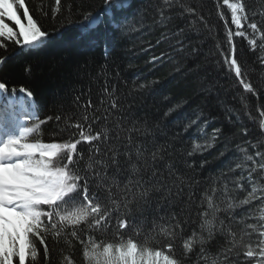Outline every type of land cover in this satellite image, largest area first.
<instances>
[{
    "label": "snow or ice",
    "instance_id": "obj_1",
    "mask_svg": "<svg viewBox=\"0 0 264 264\" xmlns=\"http://www.w3.org/2000/svg\"><path fill=\"white\" fill-rule=\"evenodd\" d=\"M60 5L61 0H55L51 13L53 21ZM176 5L183 9L181 15L186 13L196 17L208 27L205 18L197 16L196 9L183 3V0H162L160 22L171 19L165 13ZM131 7L132 0H104L102 12L82 14V21L79 22L81 36L102 45L105 56H108L113 32L121 30L128 22L125 13ZM18 8L23 10L22 16ZM37 10L43 16L48 15L42 5ZM216 14L225 22L228 50L220 51L224 57L223 64L234 74L244 93L259 98L260 93L239 62L233 38L246 40L253 52L259 49L261 55L257 59L264 64V29L254 19L259 15L264 21V0L262 10L252 11L251 14L244 0H216ZM102 25L105 30H102ZM195 25L196 20L193 19L191 26ZM109 27L112 31L106 30ZM249 29L252 34H259V44ZM182 32L183 28L176 35ZM49 36L50 33L30 13L25 0H0V48L7 50L5 42H11L21 51H33L43 47ZM179 43L183 45V41ZM216 48L221 49L219 42ZM6 59L0 56V66L5 64ZM156 59L159 57L152 58L153 61ZM212 88L213 85H207L203 90L210 92ZM11 91L15 95L17 90L12 88ZM7 92L8 86L0 81V96ZM19 93V100L9 98L7 103L0 101V264H41L60 244L68 249L67 252L60 249V264H76L71 252L75 247L74 241L82 246L84 264H192L191 254L197 248L196 264H233L230 259L233 255H242L246 264H264V186L258 187L254 176L259 172L260 180H264V106H257L259 117L252 116L250 110L246 112L251 119L258 120L262 133L255 142L246 141L255 149L254 154L237 145L244 156L236 168L247 172L251 190L243 199L236 201L229 196L227 184L222 188L213 185L205 189L197 200L198 230L185 235L184 224L188 222L190 213L183 208L180 213L165 211L158 219L153 218L152 226L147 230L143 227L145 219L142 216L139 224L131 219L136 213H143L145 207L156 199L154 193H159V199L169 205L181 196L184 187L192 186L189 180L175 174L172 162L166 164L167 173L157 166L165 159L164 146L149 152L134 139L132 133L140 132V129L133 126L127 129V143L123 145V150L113 145L105 151L101 145L107 144L112 137L105 130L94 129L99 117L88 115L91 101L87 102L79 119L72 122V117L68 116L64 127L60 128L61 132L76 131H69L66 139L45 142L41 126L53 118H39L31 90L20 87ZM240 98L245 109H249L243 94ZM110 107L119 109L120 105L112 101ZM26 118L34 121L31 126H28ZM55 119L59 122L61 117L56 116ZM193 124L197 121H191L187 127ZM116 127L121 125L117 123ZM148 132L144 129L143 134ZM220 134L221 129H214L210 141L197 143L193 151L211 147ZM115 138L119 139V134ZM121 176L123 179L118 178ZM242 179L243 176L236 181L240 190H244V185L239 182ZM193 195L191 192L188 194V204L192 203ZM255 201L261 202L258 216L237 218L234 215L237 207L252 205ZM249 219H256L259 223H247ZM234 224L242 227L237 231ZM128 228L133 229V234L123 232ZM110 229L113 230L112 240L97 239L93 235H106ZM142 232V241L135 238ZM81 233L87 237L86 240ZM253 234L258 236L255 246L251 242ZM217 236L224 238V244L212 255L208 245ZM245 237L249 239L245 240ZM177 241L182 247L179 256L175 254ZM38 245L42 246V252Z\"/></svg>",
    "mask_w": 264,
    "mask_h": 264
},
{
    "label": "trees",
    "instance_id": "obj_2",
    "mask_svg": "<svg viewBox=\"0 0 264 264\" xmlns=\"http://www.w3.org/2000/svg\"><path fill=\"white\" fill-rule=\"evenodd\" d=\"M244 2L250 14L262 10V0ZM183 3L195 8L197 16L202 15L208 27L196 17L186 13L181 15L183 9L179 5L166 11L165 15L171 19L160 22L162 0H132V7L125 13L128 22L121 30L113 32L111 52L105 56L103 46L82 37L79 26L83 13L103 11L104 0H61L55 21L51 19L55 0H25L30 13L50 36L43 47L33 51H21L14 43L5 42L7 50L0 48V56L7 57L5 64L0 66V81L8 86L4 98L20 97V87L29 89L33 93L39 118H53L41 126V136L45 142L66 139L69 131H76L70 129L61 132L60 128L64 127L68 116L72 117V122L79 119L87 102L91 101L92 107L87 109V113L99 117L94 129L105 130L112 137L107 144L101 145L105 151L113 145L123 150V145L127 143V129L133 126L140 129V132L132 133L134 139L149 152L164 146L165 159L159 161L157 166L167 173L166 164L172 162L175 174L189 180L192 186L184 187L181 196L169 205L159 199V193H154L156 199L145 207L143 213H136L131 219L139 224L142 216L145 219L143 227L147 230L151 228L153 218L158 219L165 211L180 213L183 208L190 213L188 222L184 224L185 235H190L198 230L197 200L205 189L213 185L222 188L227 184L229 196L236 201L243 199L251 190L247 172L243 168H236L244 156L237 145L254 154L255 149L246 141L255 142L262 135L258 120L251 119L246 112L250 110L252 116L259 117L257 106H264V64L257 59L261 55L259 49L253 52L246 40L233 38L239 62L260 95L257 98L244 93L220 55V51L227 52L228 45L225 22L216 14V0H183ZM40 5L48 13L47 16L37 10ZM18 11L22 16L23 10L18 8ZM193 19L196 20L195 27L191 26ZM254 19L264 29L261 17L257 15ZM101 28L105 30L104 25ZM182 28L184 32L176 35ZM106 30L112 31L110 27ZM248 31L252 34L250 29ZM252 35L259 44V34ZM179 41H183V45ZM217 42L221 44L219 50L216 48ZM153 57L159 59L153 61ZM140 85L145 87L141 88ZM207 85H213L210 92L203 90ZM12 88L17 90L15 95ZM241 94L246 98L249 109H245ZM112 101L119 103V109L110 107ZM56 116L61 117L59 122ZM193 120L197 124L187 127ZM117 123L121 125L120 128L116 127ZM217 128L221 129V134L211 147L204 151H193L197 143H208L213 130ZM144 129L149 130L147 135L143 134ZM117 134L119 139L115 138ZM84 147L87 148V145ZM189 152L192 155H188ZM241 176L244 179L239 182L244 185V190L236 187V181ZM254 176L258 187L264 186L260 173ZM118 178L123 179L122 176ZM145 178H148L147 175ZM190 192L194 195L192 203L188 204ZM218 196H222V193H218ZM260 204V201H255L252 205L237 207L234 215L237 218L258 216ZM246 222L259 223L256 219ZM233 227L238 231L242 225L234 224ZM112 231L110 229L106 235H93L97 239L112 240ZM123 232L133 234V229H124ZM81 235L87 239L83 233ZM135 238L142 241L143 232ZM248 239L245 237V240ZM257 240L258 236L253 234V246ZM73 243L75 247L71 252L76 264H84L82 246L76 241ZM223 244L224 238L217 236L208 245L209 251L215 255ZM39 247L42 252V246ZM61 248L68 251L66 245L60 244L41 264H60ZM196 252L191 254L192 264H196ZM175 254H182L179 241ZM230 259L233 264H246L242 255H233Z\"/></svg>",
    "mask_w": 264,
    "mask_h": 264
}]
</instances>
